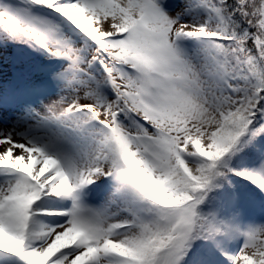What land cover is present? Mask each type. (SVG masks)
Segmentation results:
<instances>
[{"label":"snow or ice","instance_id":"snow-or-ice-1","mask_svg":"<svg viewBox=\"0 0 264 264\" xmlns=\"http://www.w3.org/2000/svg\"><path fill=\"white\" fill-rule=\"evenodd\" d=\"M0 264H264V0H0Z\"/></svg>","mask_w":264,"mask_h":264}]
</instances>
